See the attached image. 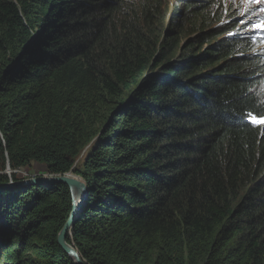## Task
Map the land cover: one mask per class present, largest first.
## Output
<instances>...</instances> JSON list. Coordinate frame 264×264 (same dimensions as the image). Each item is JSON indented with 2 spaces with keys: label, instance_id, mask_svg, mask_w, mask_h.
Wrapping results in <instances>:
<instances>
[{
  "label": "trees",
  "instance_id": "trees-1",
  "mask_svg": "<svg viewBox=\"0 0 264 264\" xmlns=\"http://www.w3.org/2000/svg\"><path fill=\"white\" fill-rule=\"evenodd\" d=\"M214 2L0 0V264H75L69 187L7 186L31 161L87 184L85 264H264L262 70Z\"/></svg>",
  "mask_w": 264,
  "mask_h": 264
},
{
  "label": "water",
  "instance_id": "water-1",
  "mask_svg": "<svg viewBox=\"0 0 264 264\" xmlns=\"http://www.w3.org/2000/svg\"><path fill=\"white\" fill-rule=\"evenodd\" d=\"M34 37L35 34H32V36L28 39V41L24 45L30 43L34 39ZM21 53L22 52H20V54L16 59H13V61L7 65L6 70L11 68L18 61ZM41 56L42 55H39L37 57L39 58ZM36 183H63L69 187L72 196V209L63 227L58 233L57 242L61 247V249L64 251V253H66L73 260L75 264H85L83 260L80 258L76 249L72 245L67 243L66 236L70 235V229L73 226L78 213L80 212L81 208L85 203L88 193L87 184L77 179L76 176L73 175L69 176L67 172L65 174H60V175L51 174L37 179H28L14 183L10 182L7 184V186H17V185H26V184H36Z\"/></svg>",
  "mask_w": 264,
  "mask_h": 264
},
{
  "label": "rangeland",
  "instance_id": "rangeland-1",
  "mask_svg": "<svg viewBox=\"0 0 264 264\" xmlns=\"http://www.w3.org/2000/svg\"><path fill=\"white\" fill-rule=\"evenodd\" d=\"M167 2H168V9L166 10L165 13H166V15L167 14L170 15L172 13L177 12L176 10L181 9L183 4H186L185 2H187V0L186 1L185 0H167ZM230 4L232 6H234V0H230ZM261 5H262V7H264V3L260 4L259 7H257L256 5H253L254 7L252 6L253 7L252 9H254L255 13H256L255 15L251 16V20L253 22H256L258 20H264V16H263L264 12H260L259 11V8L261 7ZM175 8H177V9L175 10ZM162 14H164V13H162ZM166 15L164 14V17H163L164 18L163 19V25L164 26L167 23V21L169 20V18L167 19ZM248 18H249V16H248ZM234 19L235 20L233 21V23L236 20H238L237 17H234ZM240 23H242V21H240ZM248 23H249V19H248ZM215 25H224L225 26V23L223 21V17L222 16H221V18H219L217 20ZM242 28H244V27H240L239 29H242ZM250 29H251V25L249 23L248 28H245L244 31H247V30L249 31ZM250 31L254 32V30H250ZM241 32H243V31H241ZM179 41H180L179 48L183 49L185 47V45H184V39H183L182 36L179 39ZM255 50L257 51L258 54L263 55V59H264V40L261 42V47H255ZM174 59H175V57H174ZM263 65H264V62H263ZM261 90L264 93V82L261 85ZM92 147H93V144L89 143L87 146H85L84 148H82L79 151V154L76 157V160H75V163H74V167L79 168V167L82 166V164L84 162V159L87 157V155L90 152ZM15 171H16V177L18 178L19 182L20 181H24V180H28V179H37V178H40V177L51 175V174H49V173H47L45 171V167L42 164H39V163L34 162V161L29 162L26 166L21 167V168L15 170ZM4 172L7 173L8 175H11L12 170L9 167H6ZM68 174L71 175V176L72 175L76 176L77 179H79L80 181L85 182L80 176L76 175L73 170L69 171ZM1 256H2V252L0 251V258H1Z\"/></svg>",
  "mask_w": 264,
  "mask_h": 264
},
{
  "label": "bare ground",
  "instance_id": "bare-ground-1",
  "mask_svg": "<svg viewBox=\"0 0 264 264\" xmlns=\"http://www.w3.org/2000/svg\"><path fill=\"white\" fill-rule=\"evenodd\" d=\"M212 6H214V7H220L222 9V15L224 16L223 17V21L225 23V26L228 28L226 31H224L225 33L222 35L224 38L226 37L227 39H229V38L233 37L232 31L234 29H237L238 31H240L239 30L240 27L248 28V25H249L248 19L249 18L246 17L245 15L242 16L241 13H244L245 12V9H247L249 6L246 5V4H244V3H242L241 0H234V6H232L230 4V0H215V2L213 3ZM261 7H262V5H261ZM167 16H169V14H167ZM234 17H237L238 20H236L233 23V21L235 20ZM240 21H242V23H240ZM248 34H249L248 30L246 32H244L243 42H241L240 44H238L240 47H245L244 41L246 40ZM216 37L213 40H211V41H218V40H220V38H222V37H219L218 39H216ZM252 43L256 47H261V44H260V42L257 39L252 40ZM244 55L247 57V60H249L250 63L252 61H254V60H259L262 63L264 62V59H263V57L261 55H258V56L253 57L250 54L249 49H248V52L245 53ZM259 69H260V71L262 70V65L261 64H259ZM258 76L259 77L257 79L256 86L258 88V93H259L260 101L262 103L264 101V93L261 90V85L263 83V78H262L261 72L258 73ZM248 112H250V111H248ZM247 113H246V115H247ZM69 176H71V175H69Z\"/></svg>",
  "mask_w": 264,
  "mask_h": 264
},
{
  "label": "snow or ice",
  "instance_id": "snow-or-ice-1",
  "mask_svg": "<svg viewBox=\"0 0 264 264\" xmlns=\"http://www.w3.org/2000/svg\"><path fill=\"white\" fill-rule=\"evenodd\" d=\"M241 2L249 6L247 9H245L244 13H241V15L243 16L249 14V23L251 25L250 30L264 31V20H258L256 22H253L251 20V16L256 14L255 10L252 9V5H256L257 7H259L260 4L264 3V0H241ZM259 11L264 12V7H260ZM247 116L252 124L264 125V115H254L253 113L249 112L247 113Z\"/></svg>",
  "mask_w": 264,
  "mask_h": 264
}]
</instances>
